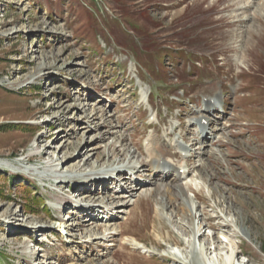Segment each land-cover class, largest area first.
Wrapping results in <instances>:
<instances>
[{"label":"rangeland","instance_id":"374dc122","mask_svg":"<svg viewBox=\"0 0 264 264\" xmlns=\"http://www.w3.org/2000/svg\"><path fill=\"white\" fill-rule=\"evenodd\" d=\"M212 84L231 110L198 145L186 120ZM151 136L166 155L173 136L199 146L190 176L207 187L140 168ZM0 162L15 164H0V264H203L181 192L204 247L229 249V234L264 264V0H0ZM117 166L122 183L101 172ZM81 192L92 221L71 204Z\"/></svg>","mask_w":264,"mask_h":264},{"label":"bare ground","instance_id":"6f19581e","mask_svg":"<svg viewBox=\"0 0 264 264\" xmlns=\"http://www.w3.org/2000/svg\"><path fill=\"white\" fill-rule=\"evenodd\" d=\"M143 94H144V97H145L146 91L144 89L142 91V96H143ZM209 101L213 102V105L219 103V101L216 98H211V99H209ZM200 123H198V124H200ZM200 125L201 126H199V128H198L199 134L206 133L207 126L206 125H202V124H200ZM172 140H174L173 144H171ZM171 141H170L171 146H173L176 149V151L179 152L183 156V158L181 160V164L178 167V176L180 178L181 177L182 178H187L188 177L187 173L189 171L187 170L188 167H187L186 161H187V157L191 153L190 149L188 148L189 144H185L183 142L184 139L182 141L181 139L174 138V137L171 139ZM162 148L164 149V147L162 145L161 146L156 145L155 138H152L150 140V142L147 143V151H148V154L150 156V161L148 160L149 163L146 162V164L144 163V165H140L139 167L140 168H144L143 169L144 171L149 172L148 175H153V174L157 173V171L160 168L169 169V170H171V169L174 170L175 169V165H174V162L172 160L173 157L168 155V154L166 155L165 151L162 150ZM0 164L1 165H8V166H14L15 165L14 163H8V162H0ZM58 164H59V162H50V163H47V164L43 165L41 168H38V167H35V166H30V165L27 166V167L31 171H37L39 173H41V172L43 173V171L44 172L50 171V172L53 173V172L57 171ZM137 168H138L137 165H132L128 169L135 173L134 170L137 169ZM180 168H184V173H181L179 171ZM41 169H43V171H41ZM121 171H123V167H120V166L112 167L109 171L108 170H101L102 174H104L105 172L108 173V174H111V175L116 173V175L119 176L118 179H121L120 181H124L125 179H127L128 175H126L124 172H121ZM136 171H139V170L137 169ZM164 172L166 174H168L167 171L164 170ZM104 175L100 176L101 177V179H100L101 181L105 179V177H102ZM98 178L99 177L94 178L93 181H99ZM186 181H187L186 183L189 182L194 188H201L202 186L207 187L206 183H204V182L202 183V182H200L197 179L196 174H193V176L188 177ZM121 188L122 187H120V189ZM122 189H121V192H122ZM207 190H208L209 194L212 191V190H210V188H207ZM195 191H198V190L195 189ZM195 191H194V193L196 194ZM121 192H117V193L119 194ZM117 193H116V195H118ZM122 193H124V192H122ZM167 193L170 195L171 194V190H168ZM181 194L184 195V197H183L184 204H185L184 206H185L186 211L188 213L187 214L188 215V220L190 222L192 221L191 222V226H190V235L185 238V243H186V246H187L186 249H187L188 254H190V257H191V255H194V253L197 251V252L200 253V255H201L200 257L202 258V260H204L203 264H233V262H234V264H245L246 260L245 261H244V259L239 260V258H237L238 257L237 256V250H235L236 242L232 239V237H231V239L229 238V236H230L229 234L224 239V240H226L225 243H227L229 245V249H227L225 251H223V250L221 251L220 247H217L216 245L210 246V248H206V247H204V245L201 244L202 242L200 240V236H201V234H204V233L202 232V223L198 221V218H199V215L197 216V206L198 205H196L194 200L191 197L187 196L185 194V192H181ZM88 196H89L88 193L81 192V197L82 198H85V197H88ZM125 196L127 198L128 197H133V195H130V194H125ZM160 203H162V202H160ZM159 211H160V209H159ZM93 216L94 215H92V217ZM92 219L93 218H91V221H92ZM54 228L60 230L61 232L64 229L67 230L66 232H68V231L70 232V230L68 229V227L66 225V221H64L63 219H62V221L58 220V222L54 225ZM211 237H213V236H211ZM213 243H215V241ZM172 250H174L173 251L174 253H177L178 255L184 257L183 249H181V248L176 246ZM188 262H190V261L184 260L183 264H188Z\"/></svg>","mask_w":264,"mask_h":264},{"label":"trees","instance_id":"16d2710c","mask_svg":"<svg viewBox=\"0 0 264 264\" xmlns=\"http://www.w3.org/2000/svg\"><path fill=\"white\" fill-rule=\"evenodd\" d=\"M38 201H34V204H37Z\"/></svg>","mask_w":264,"mask_h":264}]
</instances>
